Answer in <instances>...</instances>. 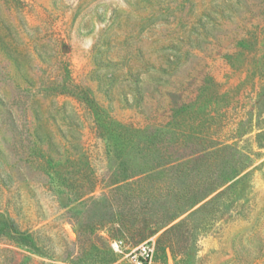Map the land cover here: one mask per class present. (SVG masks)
Returning a JSON list of instances; mask_svg holds the SVG:
<instances>
[{"label": "rangeland", "instance_id": "374dc122", "mask_svg": "<svg viewBox=\"0 0 264 264\" xmlns=\"http://www.w3.org/2000/svg\"><path fill=\"white\" fill-rule=\"evenodd\" d=\"M259 139L264 0H0V264H104L92 230L124 241L107 264L150 238L152 264H264ZM246 153L234 193L189 205Z\"/></svg>", "mask_w": 264, "mask_h": 264}, {"label": "trees", "instance_id": "16d2710c", "mask_svg": "<svg viewBox=\"0 0 264 264\" xmlns=\"http://www.w3.org/2000/svg\"><path fill=\"white\" fill-rule=\"evenodd\" d=\"M121 128L122 127L118 126L115 123V121L112 119V117H104L103 119H100V123L97 125L96 131L100 137L103 138L104 136H106L108 139H112L114 141H117L118 143H126V142L134 143V142L139 141L138 136H140V133H137V131H136V134L135 133L132 134L131 131L128 132L127 130H124ZM196 135H197V133L191 134L192 137L196 136ZM260 135L261 134H259L258 137H260ZM145 140H146L145 142H148V141L152 142V140H154V139L151 137H149V138L145 137ZM259 142H260L259 145H261L260 147H263L264 145L260 139H259ZM226 147L234 148V145L228 144V145H225V148ZM216 149H213V151L215 150L217 152H220V151H222V149H224V147L223 148L220 147L217 150ZM255 154L258 156L260 155L257 152H255ZM243 157H244V159H243L242 163L237 164L235 162H231L229 165H226L228 168L224 169L225 171H224L223 175H220L219 177H217L215 179L210 178L208 181V184L210 185V187L206 191H203V193L201 191L200 192L198 191V193H200L199 195H197L198 193H194L192 198L189 199V201H190L189 205L191 207H194L197 204H199L200 202H202L205 199H207L208 197H210L214 193H216L215 196L221 195L222 193L228 192V191L231 193H234V190L238 187V185L241 182H243L245 179H247L252 174V169H250V167L253 164L252 156L250 154L246 153V154H243ZM177 166H182L183 170H185L186 168L188 169V166L186 163H181L180 165H177ZM219 166H221V164ZM212 199L213 198H211V200ZM208 201H206V202H208ZM177 217L178 216L173 218L172 221H174ZM4 225L9 232L13 233L12 234L13 237L24 238L23 236H21L17 233L15 221L13 219L5 220ZM169 229H167L165 231V233ZM84 242L88 243L90 245H92L93 243H100L104 246V249H108V252L104 256L101 257L100 263L107 264L109 262L118 260L119 253H117L111 247V245H107V243H105L103 238L101 236H99L97 233H95L93 230H92V234H89L85 237ZM155 246H156V249H155V255H154L153 260H155L156 255H157V251H158V240L157 239H155Z\"/></svg>", "mask_w": 264, "mask_h": 264}, {"label": "built area", "instance_id": "2783aa9c", "mask_svg": "<svg viewBox=\"0 0 264 264\" xmlns=\"http://www.w3.org/2000/svg\"><path fill=\"white\" fill-rule=\"evenodd\" d=\"M109 234V230L105 231ZM124 241L122 239H112L111 247L118 253L122 252ZM155 239L150 238L147 241L141 242L135 247H132L128 254L135 258L136 264H152L155 255Z\"/></svg>", "mask_w": 264, "mask_h": 264}]
</instances>
